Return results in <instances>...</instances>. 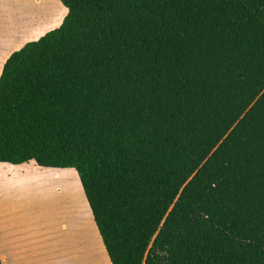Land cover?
<instances>
[{"label":"trees","instance_id":"obj_1","mask_svg":"<svg viewBox=\"0 0 264 264\" xmlns=\"http://www.w3.org/2000/svg\"><path fill=\"white\" fill-rule=\"evenodd\" d=\"M60 1L0 162L75 168L111 264H264V0Z\"/></svg>","mask_w":264,"mask_h":264},{"label":"rangeland","instance_id":"obj_2","mask_svg":"<svg viewBox=\"0 0 264 264\" xmlns=\"http://www.w3.org/2000/svg\"><path fill=\"white\" fill-rule=\"evenodd\" d=\"M48 12L55 13L56 8L35 0H0V64L26 42L38 39L37 29ZM59 12L55 24L65 14L62 8ZM0 178L10 184L15 200L29 205L26 228L46 234L52 264H111L75 168L0 162Z\"/></svg>","mask_w":264,"mask_h":264},{"label":"crops","instance_id":"obj_3","mask_svg":"<svg viewBox=\"0 0 264 264\" xmlns=\"http://www.w3.org/2000/svg\"><path fill=\"white\" fill-rule=\"evenodd\" d=\"M39 2L50 4L56 8V12H48L46 21L37 29L38 39L54 27H59L68 12L66 6L60 5L55 0H35L36 4ZM61 8L65 10V14L55 24ZM9 55L0 64V75ZM12 176L13 172L8 173L6 179H11ZM10 188V184L6 183L4 178H0V264H52L50 251L45 246L46 234H34L26 228L30 217L29 205H25L26 203L19 199L15 200L10 194Z\"/></svg>","mask_w":264,"mask_h":264}]
</instances>
